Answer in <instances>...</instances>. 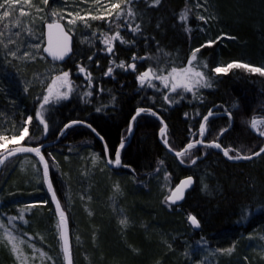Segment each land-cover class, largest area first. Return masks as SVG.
<instances>
[{
    "label": "trees",
    "instance_id": "16d2710c",
    "mask_svg": "<svg viewBox=\"0 0 264 264\" xmlns=\"http://www.w3.org/2000/svg\"><path fill=\"white\" fill-rule=\"evenodd\" d=\"M58 1L48 0L47 5L43 3V0L20 2L25 5L28 12V15H24L22 22L25 24L27 21L26 24L30 25L32 29L35 22L39 34L38 28L41 29L42 24L49 20L51 11L56 7ZM61 1H65L69 7L84 15L87 13L98 15L112 3L109 0V4L107 0H100V5L96 4V0ZM115 1L116 3L124 2V0ZM198 10L202 11L203 15H197ZM129 11L134 14L129 16L132 27L135 28L136 25H139L140 31L136 33L128 30L120 31L121 37L127 42L122 44L120 40H117L113 54L109 55L115 60H123L125 67L133 62V54L137 57H152V59H137L135 61L136 71L124 69L120 73L122 79L126 81L122 86H113V91L118 96L114 109L108 110L104 114L94 115L92 114L93 107H80V104L75 102V100L80 102L84 92H97L99 85L97 81L102 77L103 69H106L109 61L108 56L99 50V46L104 47L103 44L96 48L97 52L94 48H87L85 50L90 55L84 53L81 57L73 56L71 60L62 64L51 62L45 58L49 69L41 63L43 61L39 58H34V63L32 61L26 63L24 60L25 67L17 68L14 65L15 57L12 56L7 64L0 60V66L4 67L6 64V68L3 69L4 73L15 78V81L10 85H0V89L6 91L5 89L9 88L8 95L15 94L18 98L15 99L16 104L0 109V136H6L11 140L12 136H18L22 128L27 126V143L40 144L44 140L56 138L64 124L71 120H87L113 149L116 148L114 144L120 140L123 131L128 129L131 113L138 105L152 107L153 110L159 112L161 117L170 121V137L183 145L188 140L189 134L186 123L180 118L181 114L178 110L171 111L169 115L167 111L172 106L188 104L170 105L163 101V92L159 94L156 103L143 101L135 92L138 85L136 72L139 73L151 66L154 70L163 69L165 73L171 67L186 66L189 50L201 47L209 40H214L215 43L210 47H202L200 53L197 54L195 63L206 75L210 76L212 87L197 88L194 92L182 93V96H185L188 102H204V105L199 106V111L206 109L202 114H205L211 106L219 103L222 104L221 107L230 109L234 115L246 117L251 116L252 113L253 116L264 115V109H260L259 106L264 101V77L248 73L243 69H231L227 74L220 75L210 72V69L216 66H226L233 61L264 66V0H160L159 4H156L154 0H134L130 7L123 9L125 15ZM200 16H204L205 20H200ZM4 21L5 19H0V36H5L2 25ZM87 28V34L101 37L102 40L105 33L111 35L117 31L116 28L113 30L110 25L97 21L89 22ZM30 34H34L32 30H28V35ZM145 38H147V45ZM75 53H77V46ZM18 54L19 52H16V56ZM88 57H92V60L89 61ZM157 61L160 63L157 64ZM80 64L91 69V87L88 86L87 78L76 72L77 65ZM205 64L206 68L203 67ZM68 70H71L74 92L71 99L59 103L53 100L42 109L49 126L47 134L44 133L43 127H35L39 124L35 119L26 124L27 117L33 116L31 113L34 110H41L39 105L42 100L38 98L46 94V84L53 78V76L45 74L55 72L54 75H59L61 71ZM25 80L29 81L30 85L23 88L24 92L21 96L17 84ZM25 90L31 96H25ZM149 91L150 94L157 93L154 88ZM135 97L138 100L134 102ZM89 98L96 101L98 96L93 94ZM177 98V100L180 99ZM0 99V104L4 105L5 98L0 96ZM25 101L28 103L26 104ZM81 102L83 101L81 100ZM234 104L238 106L236 112L232 111ZM254 111L259 114H254ZM139 122H148V120H139ZM195 122L198 125L200 123L199 119ZM219 125L222 124L219 122ZM140 126L139 123L131 143L125 147L122 153V164L133 167L139 173L147 170L148 173L155 174L158 169L154 164L158 156H164L163 148L157 140V133L154 129H142ZM79 127L73 126L68 129L62 144L50 146L45 150L46 154L55 153L62 164L60 171L62 180L65 181L63 182L67 187L64 190L65 194L61 193L62 184L59 185L55 180L59 197L61 198L63 195L65 198L67 194L69 196L88 194L92 197L87 207L88 210H93L95 215L87 214L82 210L84 216H78L77 222L71 223L72 236H75L76 243L80 246L75 264H192V261L195 264L201 249L192 247L202 236L208 238L209 245L220 247H229L239 239L234 253L224 255L225 258L220 264H248L250 261L264 264V259H259L257 256L259 252L253 248L257 242L258 250L261 251L264 242L258 240L257 237L255 240L242 238L246 233L255 231L256 228H261L264 234V228L261 227H264V218L262 222L259 220L260 217H264V154L256 164L232 163L229 165L227 161L223 159L221 161V158L218 161H208L207 159L204 162H198L202 166L201 168L210 173L209 176H205L206 194H200L198 188H195L193 193L191 191L186 196L182 205L170 209L161 202V192L159 193V188L157 190L154 188L153 182L150 183L149 179L143 178L142 180V178L128 174L125 167L122 170L124 175L116 173L117 175L110 176L108 169L104 173L103 170L100 173L98 170L89 169V173L85 175L87 176L86 184H82L87 188L72 187L70 180L76 178L72 171L73 168H78L81 156L84 158L83 156L87 153L89 157L85 161L91 163L90 154L95 150L102 153L103 150L99 140L89 131L86 134L81 133L82 137H85L82 139L87 144L79 141L80 138L77 136L83 132L79 130ZM235 128L238 129L237 125ZM245 130L247 129L232 132L228 136H234L233 138L241 140L246 135ZM167 158L170 161H177L173 156ZM64 163L66 164L63 165ZM225 165L231 168H227ZM164 168L172 180H177L186 174V169H182L183 167L179 164L175 168L166 163ZM3 177L4 179H2ZM3 177H0V218H16L14 220L16 230H20L23 235L34 234L28 226L32 224L39 226L43 218H39L38 223H32V213L21 210L25 204L38 201L34 197L36 189L28 186V183L24 181L25 178L20 175L8 173ZM62 180L60 181L62 182ZM116 182H120L121 187L115 190ZM141 183H146V185L142 186ZM6 184L9 189L3 194L2 186ZM18 184L20 186H17ZM15 187L18 188V192L11 194L10 192L14 191ZM21 189L22 192L19 193ZM117 196H121L118 198L120 201L113 206L114 202L112 201L117 199ZM47 205L53 206L49 202ZM64 208L72 218L66 204ZM121 209L125 214L121 212ZM42 211L44 216L48 212L45 208H42ZM191 212L201 221L198 231H195L187 221V215ZM247 214H250L249 217L252 218L248 228L240 227L242 225L237 226L235 221L238 217ZM21 215H23V219H19ZM47 215H50V218L45 219V226H52L51 214ZM124 219L126 223L121 224L120 221ZM252 226L256 227L252 229ZM43 236V238H38L40 239L38 247L44 249L46 255L53 256L49 264L65 263L63 252L59 247V237H48L45 234ZM217 237H220V240H216ZM52 243L55 248L52 247ZM190 259L191 261H189ZM10 262L11 257L0 260V264H9Z\"/></svg>",
    "mask_w": 264,
    "mask_h": 264
},
{
    "label": "bare ground",
    "instance_id": "6f19581e",
    "mask_svg": "<svg viewBox=\"0 0 264 264\" xmlns=\"http://www.w3.org/2000/svg\"><path fill=\"white\" fill-rule=\"evenodd\" d=\"M109 1L112 2V3H116L115 0H109ZM109 1L107 0L108 4H109ZM132 2H134V0H124L123 3L119 1L118 3L121 4V11H123L124 7L125 8L130 7ZM23 7L26 10V7H25L24 4H23ZM53 10L56 11L58 13V15L56 17H52L51 16L49 18V20H46V22L44 24H42L41 29L38 28V31L40 30L39 34L37 32V27L38 26L34 22L33 29H32V32L34 33L33 37L37 38V37H39L40 34H42L43 38H44V44H43V47H44V45H46L45 32L47 31L46 30L47 23H52L53 21H56V22L60 23L61 25H63V27L65 28V31L68 32L69 35L71 36V43H72V50H73L72 53H70V55H68V57L66 58L64 63L69 61V60H71V58L73 56L81 57V56L84 55V53L88 54V52L85 50L87 48L88 49H93L94 48V50H96V48L100 44L101 45L103 44L101 37H96L93 34H87V30H88L87 27L89 26V22H96L97 20H92L91 17H88V16H86L84 14H81L79 12L81 16H86L87 26L85 24V21L79 20V19H77V22H76L75 26H70L68 24V20L72 19L73 17L69 16L68 14L69 13H76V11L74 9L69 7V5L65 1L63 2V1L59 0L57 5H56V7ZM0 12H2V10H0ZM23 15H26V14H23ZM4 19H5V22H6L7 18H4ZM130 19H131V17H129L128 15L121 16L119 19H117V15L115 13H113L110 18H108L106 20H100V21H97V22L108 24V25L111 26V28H113V30L116 28L119 31H124V30H128L129 31L128 27L126 26V22L132 24V22H130ZM79 27H81V28H79ZM73 28H74V31L72 30ZM7 32H4L5 36H3V35L0 36V60L4 61V63L7 64V62L10 59H12V56L9 54V52L16 51L17 53L19 52V54L17 56H15V58H14V65L17 68L25 67L24 60L26 61V63L31 62V61H32V63H34V58L35 59L39 58V59H41V61H43L41 63L44 64V66H46L49 69V65H48V63L45 60L48 59L51 62H53V61L47 57V55L44 53L43 49H41L40 51L36 50L33 47V45L35 44L34 42L33 43L30 42V41L28 42L29 39L22 38L19 35H18V37H19L18 39H21V41L24 44H17V45H13L12 46V44H10L9 41H8L10 39V37H7V35H9V33H7ZM129 32H131V31H129ZM11 37H14V36L11 35ZM80 37H85L87 39V43L83 44L81 42L82 40H80ZM1 38H3V39H1ZM76 46H77V53H75V47ZM114 49H115V47H114ZM114 49H113V51H114ZM97 50H96V52H97ZM99 50L101 51L102 54H105V55L108 56L109 61L107 63L106 69H103L102 77L99 78L98 81H97V84H99L97 86V92H95V93L93 91L91 92L92 95L93 94H97L98 99L96 101H93L92 99L89 98V95H87V93L84 92L82 94V99H80V102H79V100H75V102L80 104V107H83V106H85V108H88V107L92 108L93 107L94 111H93L92 114H94V115L95 114H104L106 111L112 110V109H114L113 107H116L115 105H116V102L118 101V96L113 91V89H114L113 86L114 85H121L122 86L124 84V82L126 81V80L122 79V77L120 76V73L122 71H124V69L116 67V65H118L121 62V60H118V59L115 60L111 55H109V53L104 51V47L101 48V46H99ZM26 52L28 53L27 56L25 55ZM190 53H191V51L189 50V52L187 53V60L190 57ZM88 55H90V54H88ZM62 63H58V64H62ZM159 63H160V61H157V64H159ZM6 64H4V67L0 66V85H10V84H12L11 82L15 81V78H13V77L9 76L8 74L4 73L3 69L6 68ZM95 64H97V63H95ZM80 65L83 66L82 64H80ZM110 66L113 67L112 74L111 75H105V73L107 72L108 67H110ZM85 69H86L87 73H91V69H87V68H85ZM144 70H142V71H144ZM142 71H140V72H142ZM76 72L78 74L77 70H76ZM54 74H55V72L48 73V74H45V75H50V76L54 77L55 76ZM138 74L139 73L136 72V75H138ZM79 75H81L83 77H86V75H82V74H79ZM50 83L51 82L47 83L46 85H48ZM137 83H138V81H137ZM153 83H155V81H153ZM26 85H30V82L29 81L27 82L25 80L24 82H19L17 84V86H18L17 88L20 89L21 96H22V94L24 92L23 88L25 89ZM145 87L148 88L147 85H145ZM101 89H103V91H101ZM148 89H150V88H148ZM5 90L7 92L3 91L2 89H0V96H3L5 98V104L4 105L0 104V109L3 108L4 106H10V105L16 104L15 99L18 98L17 95H15V94L14 95H8V90H10L9 88H6ZM78 90L79 89H77V91ZM79 91L81 92V90H79ZM146 91H147V93H146ZM135 92L137 93V95H139V98H141V99H142V97L145 98V99H142L143 101H150V102H153V103H156L158 101V99H159V94H162V92L159 91V90L156 91L157 93L150 94V91L146 90L144 87L141 88L139 83L137 85V88H136ZM163 94L166 95L164 92H163ZM27 95L31 96L25 90V96H27ZM113 97L115 99H113ZM147 97H152L153 99L152 100H146ZM170 98H171V96H170ZM185 98L177 100L176 103H178V104H188L189 106L188 105H175V106L170 107L168 109V111H167V113L169 115L171 111L178 110L180 112V114H181L180 118L185 121L186 126H187V133H189L188 134V138H187L188 140L186 141L185 144L180 145V143L177 140L173 139V137H170V135H169L170 121H167L166 119H164L162 117L163 124L167 125V130H166L165 137H164V138H166L168 140V146H166L163 143V140H162V138L160 136V132H159V129H160V127H163V124L159 120H157L155 117H151V116H147V115H142L141 117H138L137 121L132 125V136H130L129 131H128V134H127L126 130H124L123 134L120 136V140L114 144L116 147H118L120 141L123 140L124 143H125V147L128 146L131 143V141L133 139V136L135 135V132H136L135 130L139 126V123H140V125H141L140 127L142 129H148V130H153L154 129L156 131V133H157V140H158V142L160 143V145L163 148L162 149L163 150L162 153L164 155V156H158V158L156 159V162L154 164L155 168L159 170L161 167H166V163H167V164H169V165H171V166H173L175 168L179 164L181 167H183L182 169H186L185 170L186 174L182 175V177H180L177 180H174V179L172 180L170 174L167 172L169 177H170V179H171V181H172V184L174 185V186H171L170 188H172V190H174L175 186L177 184H179V182L181 180L185 179L188 176L193 177V181L194 182L188 189H186L184 199L186 198V196L191 191H192L191 193H193L195 188H198V192L200 194L205 193V190H206L205 189V185H206L205 176H209L210 173H208L206 170L201 168L202 166L199 163L204 162L207 159H208V161H212V160L213 161L214 160L218 161V159L221 158V161L223 159V160L227 161L229 165H232V163H235V164H239L240 163V164H244V165H246L248 163L256 164L257 162L260 161L259 158L261 156H263V154H264V153H262L259 157H253L252 160H248V161H244V160L233 161V160H229L228 158H226L223 155V151H222L223 148H228L230 150V152H229L230 155H235L237 151L241 155H251L253 152L259 151L260 147H264V136L260 135V132H264V115H261V116H257V115L253 116V115H251L249 117H246L244 115H238V114L234 115L233 112L230 111V109L223 108V107H221L222 104L218 103V104L213 105V106H211L209 108V109H212L214 113H216L215 117H218V118L211 117L209 119L208 131H206L204 137L201 138L199 136V132H198L199 125L195 122V120L199 119V122H201L203 115L207 114V112L205 114H202L206 110L205 108L199 111V108H200L199 106H202L205 103L202 102V101L188 102V100L185 99ZM81 100L83 102H81ZM136 100H138V99L135 97L134 102ZM25 103L27 104L28 102L25 101ZM174 104L175 103H172L170 105H174ZM190 106H192L193 108H191ZM259 106H260V108L264 109V101H262ZM97 107L101 108V112L97 113L95 111V109ZM136 107H134V110H135ZM138 107H141V106H138ZM237 107H238L237 104H234L232 111L236 112ZM134 110L132 111L131 115L134 114ZM37 111L41 112V114L44 116L45 120L47 121V118L45 117V112L42 109L41 110L40 109L34 110L31 113L34 116V117L32 116L33 117L32 120L35 119L37 121V123H39V118L36 116V112ZM227 112H231L232 113L231 119L228 118ZM197 113H199V115H197ZM148 117H151V118H148ZM224 117H226V118H224ZM212 118H213V120H211ZM254 118L257 119L258 121H261V123L258 124L259 131L257 129H253L251 127V120L254 119ZM139 120L140 121L141 120L142 121L143 120L144 121L148 120V122H139ZM81 121H84L86 124H91L87 120H81ZM129 121H130V118H129ZM129 121H128V125H127L128 128H129ZM219 122L222 125H219ZM146 123H147V125H146ZM154 123H156L158 125V127ZM235 123H236L238 129L235 128L236 127ZM75 126H80L79 130L83 131V132H80L79 136H77L78 138H80L79 141H81L82 143H86L87 144V142L82 139V138H85V137H82L81 133L86 134L89 131L96 138H97V136H96L97 133L99 134V137H103L93 125H92V127L95 128V130H96L95 133L92 132L91 129H89V128L85 127V126H82V125H75ZM35 127H43V125L39 123ZM244 128L247 129V130H245L246 131V133H245L246 135H245V137H243L244 139L241 138V140H237V139L233 138L234 136L233 137L228 136V135H231L232 132L241 131V129H244ZM142 129H139V131L140 130L142 131ZM222 129H227V131L222 133L221 132ZM60 131L57 134L56 138H54L53 140H44L40 144L27 143V140H25V141H23L21 143H18L16 145L17 146L37 147V146H40L42 144H47L49 142H53V145H49V146L43 148L42 153H43L45 159L48 160V163L50 165V169H51L50 178L52 179L54 188L55 189L57 188L55 186V180H56V183H58L59 185L62 184L61 193L65 194L64 190L67 187V185H66V183H64L65 181L62 180V175H61V172H60V166L62 164L59 161V159H58V157L56 156L55 153L51 154V157L55 158L54 161L49 157V154L45 153V150L48 147L55 146V145L63 143V140L67 136L68 129L66 130L65 135H63V136L60 135ZM97 139L99 140L103 150H102V153L100 151H98V150L93 151L92 158H89L90 161H91V159H92V161H94L96 163L98 161H101V162L104 161L103 164L101 163L102 164V169H101L100 173H102V170H103V173H104L108 169V175L109 176L110 175H117V174L124 175V173L122 172V170H124L123 169L124 167H119V166H116L115 164H111L110 165L107 162L109 158L114 160L115 157H114L113 149H115V148L112 149L107 144V142L105 141L104 138H103L104 141L99 139V138H97ZM198 139H204L205 143H208V142H211V141L215 140L216 142L221 144V149H206V148H203V147L197 145V147H195V148H193V149H191L189 151V153L183 158L182 161H181V158H178V157L175 156L174 153L176 151L183 150L186 147L187 143H189L190 141L198 140ZM105 143L107 144V153H105V151H104V144ZM14 146L15 145H10V146L7 147V149L12 148ZM169 146L172 149L171 151L169 150ZM124 149L121 150V156H122V153H123ZM3 150H5V149H3ZM0 151L3 152L2 150H0ZM169 155L173 156L177 161L168 160L167 157L170 158ZM29 158H31L32 160L35 161L34 172L31 175L26 176V178H28V181L30 182L32 187H34L36 189L34 191L35 199H37V200H48V202L51 205H53V203L51 202V199H50V194L46 190L47 189V185L43 181V177H42L43 166H42V163L39 162L38 157H36L33 154L26 153V154L14 156V157L10 158L9 161L13 160V163H15L16 161L21 162L22 159L23 160L26 159L25 161H28ZM192 159H196V164L195 165H193L191 163ZM221 161H219V164H221ZM121 163H122V157H121ZM65 164L66 163H64L63 165H65ZM220 167H223V165H220ZM225 167L231 168L230 166H227V165H225ZM126 171H127L128 174L134 175L137 178H140V179L142 178V180H143V178L146 179V180L147 179H151V177L154 174L153 172H149L148 173L147 170H145L142 173H139V172H136L133 167H128ZM0 177H1V172H0ZM60 180H62V182ZM149 182L152 183V181H149ZM146 183H141V184H143L142 186H144V185H146ZM8 187L9 186L7 184L3 185L1 192L4 194L5 191L9 189ZM119 187H121V183L120 182H116L115 183V190H116V188H119ZM17 189L18 188H16L12 193H17L18 192ZM22 189L19 191V193L22 192ZM60 189H61V187H60ZM161 191L162 190H159V193ZM170 193H169V190L163 189V191H162L163 198L165 199V196H167ZM57 195H58V193H57ZM120 197L121 196H117V199L120 198ZM58 198L62 202L63 206H65V204H66L67 210L72 215V218H71V216L67 213L66 209H64L65 212L68 214V217H69V226H70V235H71L70 236L71 252H72L73 259H74V261H73L74 263L73 264H75V260L78 257V252H80L79 251L80 246L77 245V243H76L77 239L75 238V236H72L71 223H73L74 221L77 222L78 216H84V213H82V210L86 211L87 214H92L93 216L95 215L94 211L93 210H88V207H87L88 203L92 199V197L90 195H88V194H83L81 196H78V195L69 196V194H67V195H65V198H63V195L61 196L62 200L59 197V195H58ZM117 199L112 201V202H114L113 206H115V204H118V202L120 201V199H118V200ZM184 199L181 202L180 201L176 202L175 204H173L171 202H167V203L165 202V204L168 206V208L173 209V207H177V206L182 205ZM42 208H45L46 211H48V212H46L47 214H49V213L51 214L52 226H45L46 225L45 219L48 220V218H50V215L46 214L44 216ZM54 210H55V206L54 205L53 206H49L47 204H41V205H38L37 207L31 209V211H29L30 213H32V216H31L32 223H38L39 218L40 219L43 218V221H42V223L39 226H35L34 224L31 225L32 226V232L38 238H43L44 234H45V236H48V237L49 236L59 237L58 231H57V228H56L57 218H56L55 214L53 213ZM121 212H123L125 214L123 209H121ZM92 215H89V216H92ZM192 215L196 216L192 212L188 213L187 221H188L189 225L192 226L195 231H198L200 229V227H201V221L196 216L197 219L200 221V227L199 228L195 227L194 225L191 224L190 220L188 219V217L192 216ZM249 215L250 214L244 215L242 217H238L237 221H235V224L237 226L242 225L240 227H245L246 228L247 226L250 225L249 222L252 220V218L249 217ZM263 218L264 217H260V219H259L260 222H262ZM3 222H4L5 226H14L13 224H9V217L4 219ZM44 227H46V228H44ZM255 227L256 226H252V229L255 228ZM261 227L264 228L263 226H261ZM41 228H42V230H41ZM256 237H257L258 240H261L262 242H264V234L262 233L261 228H256L255 231H250V232L246 233L245 236L242 237V238L243 239L244 238H251V240H253V239L255 240ZM216 240H220V237H217ZM237 241L239 242V239ZM237 241H234L232 243V245L234 244L235 247H236L237 246ZM3 244H5V243H3ZM52 247L55 248L54 243H52ZM59 247L62 250L60 241H59ZM232 247H234V246H232ZM192 248L193 249H197V248L201 249V251L198 252V254H201V255L203 254V252H205L204 249L207 250L209 253H215L217 255L220 254V253H225L226 251H228L227 250L228 247H226V246H221L220 247V246H216V245L215 246L214 245H209V240H208V238L206 236H202L197 243L193 244ZM233 253H234V250L232 251V254ZM43 254H36L35 256L37 257V261L35 263L33 262V264H49L52 261V259H53L52 255L50 256L49 254H47V255L44 254V256H43ZM190 254H192V252H190ZM190 257H192V256H190ZM1 258H3V260H5L6 256L0 254V260H1ZM204 260H202V262ZM189 261H191V259ZM63 264H65V263H63ZM192 264H194L193 261H192ZM248 264H256V263L250 261V263H248Z\"/></svg>",
    "mask_w": 264,
    "mask_h": 264
},
{
    "label": "snow or ice",
    "instance_id": "6c2138e0",
    "mask_svg": "<svg viewBox=\"0 0 264 264\" xmlns=\"http://www.w3.org/2000/svg\"><path fill=\"white\" fill-rule=\"evenodd\" d=\"M21 0H2L0 2V10H2V15H0V19L8 18L11 16V12L9 11L10 8L19 5ZM25 2H28V0H25ZM160 0H155L156 4H159ZM43 3L45 5L48 4V0H43ZM96 4L100 5V0H96ZM99 11V8H98ZM113 13L117 14V19H119L121 16H124L125 13L121 11V4L120 3H111L109 4L103 12H101L98 15H92L91 13H87L86 16H90L92 20H106L112 16ZM21 14L23 15V10H21ZM58 13L56 11H51V16L56 17ZM69 16H72L73 18L68 20V24L70 26H75L77 19L85 21V24L87 26L86 16H81L79 12L76 13H69ZM128 16H133L134 14L129 11L127 13ZM183 19V17H181ZM200 20H205L204 16L199 17ZM126 26L128 27L129 31L136 33L140 31L139 25H136L135 28L132 27L131 23L126 22ZM47 47L43 49V51L53 57V59H59L64 60L66 56L69 55V53H72V46H71V36L68 32L64 30L63 25L60 23L53 21L52 23H47ZM117 40H120V42L126 43L122 37L119 30H117L114 34H107L105 33L103 35L102 43L104 45V51H106L109 54H113V49L115 46V42ZM215 43L214 40H209L206 42V44L201 45V47L195 48L191 51L190 57L187 60V66L184 67H171L170 71L167 72V74H164L163 69H156L154 70L151 66L147 67L144 71L139 72V74L136 76V80L138 81L141 88H143L145 85L149 88H156V85L153 83L155 80H159L164 88H166L169 92L175 93L176 95H182L181 93H177V89H183L185 92H194L197 88H211L212 82L210 76L206 75L204 71L197 70V68L194 66V61H197V54L200 53L202 47H210ZM145 44L147 45V38H145ZM33 47L36 50L41 49L40 43H36L33 45ZM10 55L15 57L16 52H10ZM25 55L27 56L28 53L26 52ZM89 61L92 60V57H88ZM150 60L152 57H137L135 54L132 56L133 62L128 64L127 67H125L124 61H121L116 67L136 71L137 64L136 60ZM203 67H207V65H203ZM231 69H243L246 70V72L251 74H258L260 77H264V66H254L250 63H244L239 61H233L228 63L226 66H216L213 69H210V72L215 73L217 75L220 74H227ZM77 71L78 74L86 75V78L88 80V86L91 87V73H87L86 69L81 66L77 65ZM113 72V67H108L107 72L105 75H111ZM103 91V89H101ZM74 92V83L71 79V70L68 71H61L59 75H55L51 79V83L47 85L46 87V94H44L41 98H38L42 100L40 103V108L43 109L45 105H49L53 100L57 103L69 100L72 97V94ZM87 95L91 96L92 93L88 92ZM113 99H115L113 97ZM142 99H145L142 97ZM152 97H147L146 100H152ZM163 101L172 104L176 103L174 99L170 98L168 95H163L162 97ZM97 113L101 112V108L97 107L95 109ZM142 115H147L151 117H155L157 120H159L163 124L162 117H160L159 112L153 110L152 107H136L134 110V114L131 115L130 121H129V133L132 131V125L137 121L138 117H141ZM187 115V114H186ZM199 115V113H197ZM216 113L213 112L212 109H208L207 114L203 115L201 122L199 123V136L201 138L204 137L206 131H208V123L209 119L211 117H215ZM36 116L39 118V123L43 125V131L45 134L48 132V123L45 120L44 116L41 114V112L37 111ZM227 116L229 119H231L232 113L227 112ZM33 117L29 115L27 117V121L25 122L30 123L32 121ZM261 121H258L257 119L251 120V127L253 129H258V124H260ZM75 125H82L92 130V132H96L95 128L92 127L91 124H86L84 121L81 120H71L69 123L64 124L63 128L60 131V135H65V132L67 129L72 128ZM167 130V125L163 124V127H160L159 132L160 136L163 140V143L168 146V140L165 137V133ZM227 129H222L221 132H226ZM28 134V127L24 126L22 128V131L18 136L14 135L11 137L12 142L17 141H23L25 139V136ZM97 135H99L97 133ZM261 136H264V132H260ZM99 139L103 140V137H99ZM9 139L6 136H0V150L7 149ZM197 145L206 148V149H221V144L216 142L215 140L205 143L204 139H198L194 141H190L187 143L186 147L181 151H176L174 154L176 157L181 158V161L183 158L189 153V151ZM41 147H47L45 145L37 146V147H17L15 149L8 150L7 155L8 156H14L16 153H34L38 158L39 162L42 163L43 169H42V177L43 181L47 185V192L50 194V199L55 205L54 214L57 218V224L56 228L59 235V241L61 243L62 251H63V259L65 261V264H73L72 260V252H71V245L69 241V232H68V223H69V217L68 214L65 212L64 208L61 207L60 199L57 195V190L53 187L52 179L49 177V163L48 160L45 159L44 155L41 152ZM125 148V143L123 140L120 141L118 147L113 149L114 152V160L111 158L108 159V164H115L119 167H125L128 168L130 166L123 165L121 163V150ZM169 150L171 151V147L169 146ZM104 151L107 153V144H104ZM223 155L228 158L229 160L233 161H248L252 160L253 157H259L262 153H264V147H260L259 151L253 152L251 155H241L238 151L235 155H230V150L228 148H223ZM49 157L54 161L55 158L51 157V154H49ZM4 162L3 159H0V164ZM191 163L193 165L196 164V159H192ZM193 177L188 176L185 179L181 180L179 184H177L174 188V190L171 191L170 195L166 197V202H171L175 204L176 202L182 200L183 193L193 184ZM206 187V186H205ZM48 200H38L34 203L25 204L23 206L22 212L24 210L31 211V209L37 207L41 204H47ZM9 219H16V218H9ZM19 219H23V215L19 217ZM188 219L190 220L191 224L195 227H200V221L197 219L196 216L192 215L189 216ZM121 224H125L126 220H121ZM10 240H12V237H9ZM13 251H16V245L15 243L12 244ZM228 251H231L229 249Z\"/></svg>",
    "mask_w": 264,
    "mask_h": 264
},
{
    "label": "rangeland",
    "instance_id": "374dc122",
    "mask_svg": "<svg viewBox=\"0 0 264 264\" xmlns=\"http://www.w3.org/2000/svg\"><path fill=\"white\" fill-rule=\"evenodd\" d=\"M21 2L25 3V0H21ZM21 10H23L24 14L28 15L27 10H25L23 7V3H20L19 5H16V6L9 9V11L11 12V16L7 18L6 22L4 21V24H2L4 27L3 34H4V32L8 31L7 33H9V35H7V37H10V39L8 41L10 44H12V46L17 45V44H24L21 41V39H18L19 38L18 35H19L22 38L29 39L28 42L29 41L32 43L34 42L35 44L40 43L41 49H42L43 44H44L43 35L40 34L39 37H37V38L33 37V35H31V34L28 35V30L31 31L32 28L30 27V25L26 24V22H27L26 19H25L26 26H25L24 22H22V19H24V15L21 14ZM202 13H203L202 11L198 10V13H196V14L197 15L198 14L203 15ZM79 28H81V27H79ZM39 29H40V27H39ZM72 30L74 31V28ZM23 32H24V34H22ZM11 35L14 37H11ZM80 40H82L81 42L83 44L87 43V39L85 37H80ZM193 49H195V48H193ZM184 66H181V67H184ZM194 66L197 68V70L202 71L199 67H197L195 61H194ZM168 71H170V70H168ZM167 72H165L164 74H167ZM154 84L156 85V88H155L156 90L164 92L169 97L171 96V98L174 99L175 101L178 99L177 97H179L180 99L185 98V96L176 95L175 93L169 92L166 88H164L163 84L159 80H155ZM147 90L149 91V89H147ZM177 93L182 94V93H188V92H185L183 89H177ZM260 109L263 110V108H260ZM254 112H255L254 114H259V113H256L257 111H254ZM160 117H161V115H160ZM126 132L128 134V129L126 130ZM25 140H28L27 136H25V139L23 141H25ZM23 141L12 142L9 139L7 147L10 145H16V144L21 143ZM83 157L84 158H82V156H81L80 161H78L79 162L78 168L77 169L73 168V171H72L76 178H71L70 181H71L72 187H75V188H87L85 186H82V184L83 185L86 184L85 178H87V176H85V175L87 173H89V171H90L89 169H94L95 171H97V170L101 171L102 164L104 162V161L103 162L98 161L96 163V162L92 161V159H91V163L86 162L85 161L86 158L89 157V155H87V153H85V156H83ZM90 158H92V154H90ZM25 160L26 159H24V160L22 159L21 162L16 161L15 163H13V160L12 161L11 160L5 161L3 163V167L1 170V177H3L5 174H8V173L14 174L16 176L20 175L23 178H25L24 181H26L28 183V186H32L30 184V182L28 181V178H26V176L31 175L34 172L35 161L32 160L31 158H29L28 161H25ZM79 177H80V179H79ZM2 179H4V177ZM149 180L154 183L153 185H154V188L156 190H157V188H159L158 190H162V191H163V189H166V190H169V193H170L172 191V188H170V187L174 186L172 184V181H171V179H170V177H169V175H168V173L164 167H161L157 171V173L153 174V176ZM0 183H1V181H0ZM11 186H13V185H11ZM17 186H20V184H18ZM15 188H17V187H15ZM162 191H161V196H160L161 198L160 197L159 198L161 199V202L163 203V205H165L166 197L170 194L165 196V199H164ZM12 192L13 191H11L10 193L12 194ZM78 196H81V195H78ZM111 198H112V196H111ZM3 220L4 219L0 218V226H1L0 227V254L6 256V258L11 257V262L9 264H33V262L35 263L37 261V257L35 256L36 254H43V253L45 254L44 249H41L38 247L40 239H38L37 236H35L34 234L23 235L20 230H16L15 221H14L15 219H9V224H13L14 226H5ZM28 228L32 229V226H28ZM10 236L12 237V240L9 239ZM3 243H5L8 247ZM13 243H15V245H16V251H13V249H12ZM232 246H234V247H232ZM235 248H236L235 245L231 244V246H229L227 248V250L231 249V251H226L225 253H220L218 255L215 253H209L207 250L204 249L205 252H203L202 255L199 254L198 260H197V262H195V264H220V262L223 260V258H225L224 255L232 254V251ZM253 248L257 249V252H259L257 255L259 257V259H264V246L261 248V251H259L258 250L259 245L257 242H255ZM44 254H43V256H44ZM202 260H204V261L202 262Z\"/></svg>",
    "mask_w": 264,
    "mask_h": 264
},
{
    "label": "water",
    "instance_id": "95a60500",
    "mask_svg": "<svg viewBox=\"0 0 264 264\" xmlns=\"http://www.w3.org/2000/svg\"><path fill=\"white\" fill-rule=\"evenodd\" d=\"M46 30H47V27H46ZM64 30H65V28H64ZM45 36L47 37V31L45 32ZM45 37V40H46V45H44V47H43V49L44 48H46L47 47V38ZM71 46H72V43H71ZM45 53V52H44ZM46 55H47V57L49 58V59H51L53 62H57V63H64V61L66 60V58L68 57V56H66L65 58H64V60H59V59H53V57L51 56V55H49V54H47V53H45ZM69 55H70V53H69ZM97 136V138H99V135H96ZM130 136H132V131L130 132ZM104 141V140H103ZM42 145H45V146H49V145H53V142H49V143H47V144H42ZM41 146V145H40ZM17 147H29V146H17V145H15L14 147H12V148H9V149H5V150H2L3 152H1L0 153V159H3L4 160V162L5 161H7V160H9L10 158H12V157H14V156H17V155H22V154H26V153H16L14 156H8L7 155V152H8V150H11V149H15V148H17ZM43 148H45V147H41V152H42V150H43ZM30 154H33V155H35L34 153H30ZM43 154V153H42ZM36 156V155H35ZM37 157V156H36ZM39 159V158H38ZM3 162V163H4ZM3 163L2 164H0V172H1V170H2V167H3ZM50 171H51V169H50V165H49V177H50ZM54 187V186H53ZM183 197H185V192L183 193ZM184 199V198H183ZM182 199V200H183ZM182 200H180V202L182 201ZM52 202V201H51ZM53 203V202H52ZM60 203H61V207L62 208H64V206H63V204H62V202L60 201ZM53 205H54V203H53ZM55 206V205H54ZM65 209V208H64ZM68 232H69V241H70V226H69V223H68ZM70 245H71V243H70ZM72 260L74 261V259H73V256H72ZM74 263V262H73Z\"/></svg>",
    "mask_w": 264,
    "mask_h": 264
}]
</instances>
